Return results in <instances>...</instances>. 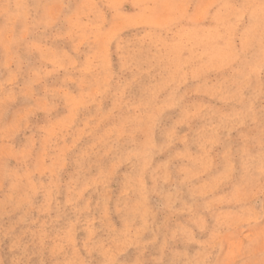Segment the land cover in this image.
<instances>
[{"label": "rangeland", "instance_id": "374dc122", "mask_svg": "<svg viewBox=\"0 0 264 264\" xmlns=\"http://www.w3.org/2000/svg\"><path fill=\"white\" fill-rule=\"evenodd\" d=\"M0 264H264V0H0Z\"/></svg>", "mask_w": 264, "mask_h": 264}]
</instances>
